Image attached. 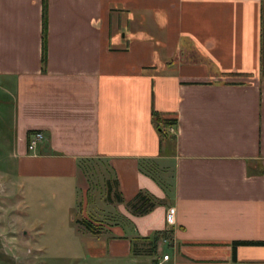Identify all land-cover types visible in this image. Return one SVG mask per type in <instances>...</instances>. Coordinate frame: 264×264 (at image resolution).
I'll return each mask as SVG.
<instances>
[{
  "label": "crops",
  "instance_id": "0c3cea01",
  "mask_svg": "<svg viewBox=\"0 0 264 264\" xmlns=\"http://www.w3.org/2000/svg\"><path fill=\"white\" fill-rule=\"evenodd\" d=\"M42 1L0 0V106L23 189L106 159L124 199L160 202L114 203L90 258L130 261L132 239L169 230L160 264H264V0H44V63ZM141 160L169 171V193Z\"/></svg>",
  "mask_w": 264,
  "mask_h": 264
},
{
  "label": "rangeland",
  "instance_id": "374dc122",
  "mask_svg": "<svg viewBox=\"0 0 264 264\" xmlns=\"http://www.w3.org/2000/svg\"><path fill=\"white\" fill-rule=\"evenodd\" d=\"M10 112L0 106V264H156L163 253L171 254L165 242L153 255H132L130 261L90 258L87 245L97 242L107 217L116 211L115 202L105 198L103 181L111 178L107 160L91 158L87 179L28 182L23 189L14 175ZM83 219L92 220L100 232L90 233Z\"/></svg>",
  "mask_w": 264,
  "mask_h": 264
},
{
  "label": "trees",
  "instance_id": "16d2710c",
  "mask_svg": "<svg viewBox=\"0 0 264 264\" xmlns=\"http://www.w3.org/2000/svg\"><path fill=\"white\" fill-rule=\"evenodd\" d=\"M45 1H42V15H41V62L44 63L45 60V30H46V12H45ZM165 125L173 124L174 120H163ZM157 127L162 135H165L163 128L161 126L162 122L156 120ZM91 158H99V157H91ZM91 158H82L79 159L78 169L80 170L82 176L87 179V174L93 170L91 165H87ZM108 170L111 174V178L107 177L103 181L104 188H105V198L108 202H115V203H123L126 210L133 214V215H142L149 211H151L160 201L156 199L153 195L148 193L145 190H138L133 197L130 199H124L120 192L117 189V181L116 178L113 176L109 163L107 162ZM138 167L141 172L150 176L156 183L162 188L165 193H169L172 188L171 184V175H167L163 177L165 170L162 171L153 160H141L138 162ZM111 221V224H117L114 220L115 217L110 216L107 218V222ZM81 225L87 229L92 234H98L100 232L98 227L94 226V223L90 219H83L80 221ZM170 232L169 230L163 231H156L149 237L144 238H135L132 239L130 242V253L132 255H139V254H147L153 255L156 250V242L159 238L169 239ZM242 243H261L255 241H233V245L236 246ZM234 256V253H233Z\"/></svg>",
  "mask_w": 264,
  "mask_h": 264
},
{
  "label": "built area",
  "instance_id": "2783aa9c",
  "mask_svg": "<svg viewBox=\"0 0 264 264\" xmlns=\"http://www.w3.org/2000/svg\"><path fill=\"white\" fill-rule=\"evenodd\" d=\"M43 140V134L40 131H33L27 138V149L32 150L40 141ZM166 220L168 223H172L173 221V207H169L166 212ZM167 255L163 254L162 259H166ZM156 264H160L157 262Z\"/></svg>",
  "mask_w": 264,
  "mask_h": 264
}]
</instances>
